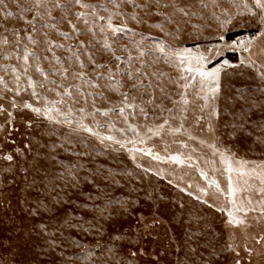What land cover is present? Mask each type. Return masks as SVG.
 I'll return each instance as SVG.
<instances>
[{"label": "rangeland", "instance_id": "374dc122", "mask_svg": "<svg viewBox=\"0 0 264 264\" xmlns=\"http://www.w3.org/2000/svg\"><path fill=\"white\" fill-rule=\"evenodd\" d=\"M0 264H264V0H0Z\"/></svg>", "mask_w": 264, "mask_h": 264}, {"label": "flooded vegetation", "instance_id": "af4514ba", "mask_svg": "<svg viewBox=\"0 0 264 264\" xmlns=\"http://www.w3.org/2000/svg\"><path fill=\"white\" fill-rule=\"evenodd\" d=\"M9 160H12V156L11 155H8L7 156Z\"/></svg>", "mask_w": 264, "mask_h": 264}, {"label": "trees", "instance_id": "16d2710c", "mask_svg": "<svg viewBox=\"0 0 264 264\" xmlns=\"http://www.w3.org/2000/svg\"><path fill=\"white\" fill-rule=\"evenodd\" d=\"M231 37V35H229V38Z\"/></svg>", "mask_w": 264, "mask_h": 264}]
</instances>
